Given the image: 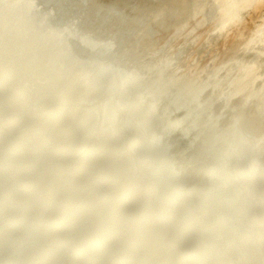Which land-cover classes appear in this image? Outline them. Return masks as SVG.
<instances>
[{"label":"bare ground","instance_id":"1","mask_svg":"<svg viewBox=\"0 0 264 264\" xmlns=\"http://www.w3.org/2000/svg\"><path fill=\"white\" fill-rule=\"evenodd\" d=\"M102 1L109 12L118 11L121 17L138 20L143 24H140L141 28L147 26L138 34L142 43L131 42L140 50L139 55L145 57H151L157 45L159 48L154 52L158 53L161 45L163 49L161 41L167 45L172 42L168 39L173 32L186 34L195 29L194 34L198 28L210 25L208 34L205 31L208 38L205 37V42L202 40L205 45L201 44L202 47L194 50L196 53L203 49L206 51L210 44L211 49L219 47L220 41L224 44L227 36L242 23L250 25L254 33L250 32L251 38L241 47L240 54L236 49L242 44L244 31L242 38L237 36L240 39L233 42V46L230 44L232 47L228 45L230 49L238 47L234 48L232 63L227 55L234 50L230 54L232 49L228 50L224 45L223 49L229 51L225 56V52L217 48L222 52L218 55L228 58L224 59L225 63H231L229 65L233 72L236 71L235 75L230 74L232 69L228 71L229 65L227 67L224 60L223 63L217 62L219 66L222 63L218 71L205 62L202 66L195 63L191 70V63L188 66L185 60L176 61L181 57L185 59L187 54L181 45L187 43L185 46H188L193 38L191 49H194V41L200 40L199 36L195 39L196 32L194 36L190 33L191 38L187 34L185 38L184 34L177 35L179 37L174 34L173 39L184 38L183 43L180 40L181 44L178 40L180 46L177 49L181 47L180 50L177 52L176 42H172L175 47L172 43L170 46L176 53L172 52L174 56L170 57L171 51L166 45L169 54L161 64V60L156 61L159 64H154L156 69L148 78L153 79L167 70L175 58L179 73L174 81L185 80L188 74L208 80L213 77L205 86L220 84L221 91L217 93L221 95L229 91L227 82L234 75L237 81L229 82L233 84L231 102L238 104L244 99L247 106L254 108L250 119L264 124V0ZM19 5L25 6L23 0H0V26L4 20L8 22L13 11L17 13ZM148 28L155 35L149 34ZM95 30L97 28L92 31L94 34L106 38ZM120 32H113L119 37L117 39L122 38ZM137 32V29L131 31L132 38ZM1 41L0 38V98L6 96L8 100H0V264H57L56 261L59 264H264V210L248 217L249 207L241 205L247 192L237 193L240 188L251 191L260 183L264 185V134L258 137L249 133L248 123L252 120H243V137H240L244 139L243 144L240 143L241 149L251 148L245 158L246 161L251 159L248 165L244 164L241 171L229 169V173L225 167L214 166V175L207 183L204 172L200 177L192 175L194 164L203 165L208 161V155L199 160L192 161L191 158L198 128L193 134L195 138L185 149L181 152L179 148L175 150L178 153L176 161L171 159L174 148L166 143L169 142L168 137H174L168 135L166 129L177 125L175 117L166 122L157 134L139 139L143 131L150 128L154 118L163 112L161 105L154 103L149 94L125 101L124 93H138L132 80L143 76L139 75V69H129L131 74L125 77L134 79H126L121 77L123 73L116 69V63L109 62V65H114L121 82L112 89L116 82L107 80L111 83L101 86L102 95L107 100L103 108L93 103L79 119L81 116L77 115L76 108L80 104L87 106L92 95L100 90L91 81L81 92L82 80L88 71H80L81 68L73 65L72 69V66L67 67L63 80L56 84L57 78L52 70H44L46 64L42 66L37 62V59H44L42 50L34 47L35 55L28 56L20 53L13 44ZM70 44L80 56L89 52L81 40L71 38ZM103 48L98 50V53L104 52L101 55L110 56L116 52L114 48ZM160 52L158 54L163 55V51L162 54ZM215 54L213 58L221 60L222 57H214ZM222 68L230 76L223 78L222 75L219 79V72H226ZM244 86L243 93L235 92ZM44 103L50 105L41 107ZM141 105H144L145 113L124 123L126 117L134 115L126 113ZM234 119H237L236 115ZM132 130L141 134L128 137L126 131ZM178 133H182L181 128ZM252 136H257L256 142ZM74 137L75 140L69 139ZM159 143L168 151V158L164 160H172L175 166L171 174L168 162L160 160L155 163L150 157V152L159 150ZM143 149L147 152L145 156ZM20 158H25L26 164L19 165ZM231 174L232 177L226 178ZM19 178L21 180L17 181ZM185 178L190 181L186 182ZM184 180L186 184L179 185ZM255 200L257 204L264 205V187ZM189 202L193 205L190 206ZM230 214H233V221L228 223ZM174 227L177 231L171 233ZM190 237H194L193 241L186 248L181 247L180 243ZM147 244L150 246L145 247Z\"/></svg>","mask_w":264,"mask_h":264},{"label":"water","instance_id":"2","mask_svg":"<svg viewBox=\"0 0 264 264\" xmlns=\"http://www.w3.org/2000/svg\"><path fill=\"white\" fill-rule=\"evenodd\" d=\"M23 2L25 6L20 7L19 5L17 13L13 11L10 14L8 22L4 20L2 26H0L1 42L13 44L20 50V53H27L28 56L35 55L36 50H34V47L42 50L44 59H37V62L42 66L46 64L43 68L44 70L45 68L52 70L57 78L56 84L61 82L66 75L64 70H67V67L72 65L76 68L78 67V69L81 68L80 71H88L87 75L82 80L81 92L85 91L87 84L91 81L96 83H111L110 81L107 82L108 79L105 74L107 67H111L108 69L111 72L108 73H111V75L115 73L116 69L108 65L111 61H114L118 65H122L121 67L123 70L121 69V72L123 73V77H125V75L127 76V73H125L129 71L127 69H139L141 71L139 75L143 76L141 78L139 77V81V78L135 80V85L137 86L136 92L138 93H124L125 101L128 102L133 100L134 97L138 99L141 98L143 94H149L154 103H159L163 110L162 114H158L154 118L153 123L151 122L150 128L147 131L144 130L145 132L143 131V135H141L139 139H143L144 136L147 137L157 134L161 131V127L165 126L166 122L175 117V119H177V121L175 120L177 125L173 128L171 127L169 130L166 129L168 135L174 136L168 137L169 142H166L174 148L171 159L175 160L177 158L178 153H175L176 149L179 148L178 151L181 152L180 150L185 149L187 145L192 142L191 139L194 137L193 134L196 128H198V134L196 137V144L193 148L194 154L191 156L192 161L195 159H202L203 156L208 155V161L205 164H194L196 167L192 171V175L195 177H200L204 172V180L209 183L214 175L212 172L214 166L219 165L223 168L225 167L228 169L226 173H229V169H238V171H241L244 164L248 165L251 159L249 158L246 161L245 158L249 156L251 148L248 150L241 149L240 143L243 144L242 140L244 139L240 137L244 129L243 120L246 121V119H248L247 122L249 121L253 116L254 108L252 106H247L244 99H241L238 104L231 103V97H229L231 90L219 95L217 92L221 91L219 90L220 84L213 83L206 88L205 85H207V81H211L213 77L208 80L204 79L205 77L202 76L196 78L195 75L188 74L185 80L181 78L177 82L174 81L173 79H175V76L179 73L176 70L178 66L176 61L179 62L178 58L176 61L175 58L171 60H174V62L170 61L171 64L168 65L167 70L154 76L153 79L148 78L156 69L154 66L155 61H150V57L140 56V50L131 43L135 42L134 44H138L140 40H142V37L138 34H140L141 30L146 29V25V27L141 28L140 24H143L138 20L136 22L126 16L121 17L122 14L118 11L114 13L109 12L107 10L108 6H106L102 0H23ZM94 28H97L106 38H102L96 33L94 34L92 32ZM133 29H137L138 32L134 34L132 38L130 33ZM97 30L95 31L97 32ZM114 31H121L119 36H122V38L117 39L118 36L116 37L113 33ZM20 32L21 36H19ZM71 38L81 40L90 53L88 52V54L84 56L78 55V51L70 44ZM140 43H142V41ZM101 47L114 48L113 51L116 52L110 56L101 55L104 53H98ZM133 49L134 52H132ZM166 53L168 54V51H166ZM64 64H66L65 68ZM73 66L70 67V69L74 68ZM60 71L62 72L58 74ZM214 76H216V74ZM230 81L232 82V78H230ZM120 82L121 79L116 80V83H114L111 88H115ZM245 89L246 86L235 92L240 94L243 93ZM102 94L96 92L91 98L94 101L102 100L104 99V95ZM117 94H119V92H117ZM23 96L25 98L26 93H24ZM2 99L6 100L4 97ZM105 101L107 102V100ZM52 103L53 101L51 104ZM196 103L198 105H196ZM46 104L47 103H44V105L41 104V107L50 105ZM200 105L203 106L200 107ZM138 108L139 107L133 108L126 113L130 115L134 113V118H132L133 116L126 117L127 119L124 123L138 118L145 113L144 105ZM235 115L237 119H234ZM190 118H192V120ZM250 122L248 123V129L251 130L250 132L248 131L250 134L258 135V137L264 134V124H262V122L253 120ZM180 128L182 133L179 134L178 129ZM126 134L128 137H132L131 135H140L141 133L138 132V130H132L126 131ZM255 137H253L255 139L253 142H256V139H258L257 136ZM69 139L75 140V137ZM151 145L153 146V144ZM160 145V143L157 145L159 146L158 151L149 153L150 157H152V160H155V163H159L160 160H162L163 163L168 162L167 167L171 174L175 171V166L173 162H171L172 160L170 162L169 160H164L165 157L168 158V151L165 148L166 146L162 147V145ZM142 152H144V156L147 154L144 149ZM24 159L25 158H20L18 164H26ZM18 164H15V166ZM130 164L131 163L128 165L130 166ZM98 165L99 163L97 166ZM107 168H110V166ZM230 177H232V174L228 175L226 178ZM260 177L262 176L260 175ZM19 180H21V178L17 181ZM183 184H186L185 181H182L179 185ZM263 187V183H260L251 191L241 188L237 191L239 194L244 193L243 191L247 192V196L241 201V205L244 204L249 207V211L247 212L248 217L251 215L256 216L262 209L264 210V205L260 203L257 204V200H255V198L260 195ZM188 204L190 206L193 205L191 202ZM241 205L240 207L242 208ZM134 209L135 208H133L132 211H134ZM132 214L133 212H131V215ZM135 214L136 211L134 212V215ZM232 221L233 214H230V218L227 222L230 223ZM176 231L175 227L170 230L171 233H175ZM193 239L194 237H190L182 241L180 243L181 247L186 248ZM147 246H150V244H147L145 247ZM51 250L54 255L53 247ZM56 263L59 264L58 261H56Z\"/></svg>","mask_w":264,"mask_h":264},{"label":"rangeland","instance_id":"3","mask_svg":"<svg viewBox=\"0 0 264 264\" xmlns=\"http://www.w3.org/2000/svg\"><path fill=\"white\" fill-rule=\"evenodd\" d=\"M244 24H245V25H244ZM247 26H248L249 28H248ZM204 27H205V28H204ZM204 27H201L200 29L198 28L199 31H197V30H198V29H197V30L195 31L194 34H193V32H194L195 29L192 30L193 32H190V33L193 34V36L196 34V32H197V34H198V33H199V34H200V33L202 34V35H201V34H200V35H197V34H196V36H195L196 38H195V39L197 40V39L199 38L200 40H198V41H194V42H195V45L193 44V45L195 46L194 49H193V47H192V49H191V46H192V45H191V42H193L194 38H193V40L191 39L192 41H190V44H189V42H188V46H187V45L185 46V44H187V43H184L183 45H181L182 47H183V46L185 47V51H186L185 54H187V55H185V56L183 55V56L185 57V59L182 60V59H181L182 57H181L179 62H182V61L184 62V60H185V64L188 65V66H189L190 63H191V65H190V66H191V67H190L191 70L193 69L195 63H196V65L199 63V66L205 65V63H207L208 65L211 66V69L213 68V69H216V70L218 71V70H219L218 68L221 67V64L223 63V60L227 58V57L225 58V56H226L225 54H226V52H227V54H228L229 51H227L226 49L229 48V46L232 47V46L234 45L233 42H234V43L237 42V41L240 39V38H239V39H237V38H238V37H241V38H242V35L244 34V35H243V38H242L241 41H240V43H242V44H240V48H238V47L236 46V47H233V49L231 48L232 50H231L230 48L228 49V50H231V51L229 52V53L231 54L232 51L234 50V48H235V49L238 48V50L236 49V51H237V52L239 51L238 53L240 54V49H241V47H242V46L244 47V45L246 44L245 42H248L249 38H251L252 33L250 34V32L252 31V32L254 33V31H253V29L251 28L250 25H246V23H242L241 25H239V27H237V28L235 29L236 31L233 30V31L228 35L229 37L227 36V38H228L229 40H228V39H225L226 41L224 40V44H222L223 41H220L221 43L219 42V47L217 46V44L215 45V46H217V48H218L220 51L223 50L222 52H225V53L223 54V55H225L224 58H223V55L220 56V55L222 54V52H219V50H218L216 47H215L214 49H211V48H210V45H211V44H210L209 46L207 45L206 49H207V48H209V49H207L206 51H204V49L202 50L203 52H202V51H201V52L197 51L196 53L198 54V52H199V54H200V55H199V54L197 55V54L194 52V50H198V49H199V46L202 47L203 45H205V43H203L202 40H204V42H205V41H206V40H205V39H206L205 37L208 38V35H206V33L208 34V31H209V30H207V29H208V27H211V26L208 25V26H204ZM203 28H204V29H203ZM209 29H210V28H209ZM149 30H150V28H148V33H149V34H150V33H151V34L153 33V35H155V32H153V30H152V32H149ZM203 30H204V31H203ZM248 30H249V31H248ZM205 31H206V33H205ZM243 31H244V33H243ZM202 32H203V33H202ZM236 32H238V33H240V34H238V33H236ZM177 33H178V32H177ZM190 33L187 32L186 34L190 36ZM204 33H205V35H204ZM242 33H243V34H242ZM247 33H248L249 35H248ZM145 34L147 35V30H146V33H145ZM145 34H144V35H145ZM170 34H171V33H170ZM170 34H169V35H170ZM174 34H175V32H173V33L171 34L172 37H169V39H168V38H167V39H168L169 41H172L174 44H175V42H176V51H177L178 49L180 50V48H181V47H180V48L177 49V46H178V47L180 46L178 43H179V41L181 40V39L179 40V38L176 39V37H179V36H177V35H182V34H184V35H183V37H184L186 34H185V33H182V34L179 33V34H177V35L175 34L176 37H175V39H173ZM231 34H232V36H231ZM169 35H168V36H169ZM171 35H170V36H171ZM240 35H241V36H240ZM151 36H152V35H151ZM189 36H188V37H189ZM198 36H199V37H198ZM233 36H234L235 38H234ZM237 36H238V37H237ZM157 37H158V36H157ZM183 37L181 36L180 38H183ZM197 37H198V38H197ZM200 37H202V38L204 37V38L201 39ZM231 37H232V38H231ZM154 38H155V36H154ZM184 38H185V37H184ZM184 38L182 39L183 41H184ZM186 38H187V36H186ZM190 38H191V36H190ZM190 38H189V39H190ZM263 38H264V36H263ZM152 39H153V38H152ZM156 39H157V38H156ZM170 39H171V40H170ZM235 39H237V40H235ZM245 39H246V40H245ZM173 40H174V41H173ZM178 40H179V41H178ZM182 40H181V41H182ZM207 40H208V39H207ZM231 40H233V41H231ZM242 40H243V41H242ZM166 41H167V40H166ZM181 41H180V44H181ZM183 41H182V43H183ZM187 41H188V39H187ZM187 41H186V39H185V42H187ZM172 42H170V43L168 42V45H167V42H166V44H164V43L161 41L160 44H163V49L161 48V47H162V45H161L160 49H162V50L159 49V52H160V51H161V52L163 51V55H159V54H158L159 52L157 53V51L154 52L155 50H157V49L159 48L158 45H157V47H156L157 49L154 48L155 50L152 51V53L150 54V56H151L150 58H152V60H153V58L155 57V55H156V56L159 55V56H157V57H159V58H157V57L154 58L155 65H158L159 63L161 64V63L163 62L162 60L166 58V56H167V55H166V54H167V53H166V49H167L168 47H169V51H171V52H170V57H172V56L175 55V53H176L175 50H174L175 48L173 49V47H175V46H174V44H173ZM227 42H228V44H227ZM229 42H230V43H229ZM171 43L173 44V45H172L173 47L170 46ZM196 43H199L200 45H198V44H196ZM243 43H244V44H243ZM201 44H203V45L201 46ZM220 44H221V45H220ZM230 44H232V46H231ZM166 45L168 46L167 48H166ZM189 45H190V46H189ZM196 45H197L198 47H197ZM224 45H225L226 49H223ZM226 45H227V46H226ZM228 45H229V46H228ZM236 45H239V42H238V44H236ZM159 46H160V45H159ZM164 47H165V48H164ZM184 47H183V49H184ZM196 47H197V48H196ZM220 47H221V48H220ZM243 47H242V48H243ZM105 48H108V47H105ZM187 48H189V49H187ZM172 49H173V51H172ZM186 49H187L188 51H187ZM215 49H217V52H216ZM221 49H222V50H221ZM208 50H209V51H208ZM210 50H211V51H210ZM167 51H168V49H167ZM169 51H168V52H169ZM191 51H192V52H191ZM213 51H215V53H216L217 55H216L215 53H212ZM161 52H160V53H161ZM172 52H173V53H172ZM174 52H175V53H174ZM177 52H178V51H177ZM187 52H188V53H187ZM208 52H209V54H208L207 56H208V58L211 57L210 60L207 59V56H206V55H204V53L207 54ZM210 52H211V53H210ZM155 53H156V54H155ZM164 53H166V54L164 55ZM171 53L174 54V55H172ZM191 53H192V54H191ZM234 53H235V50H234V52L231 54L232 56H231V55H227V56H229V59H230L231 63H232L233 60H234V58L231 59V57L235 56ZM152 54H153L154 56H153ZM161 54H162V53H161ZM168 54H169V53H168ZM190 54H191V55H190ZM194 54H196V55L194 56ZM214 54H215L214 57H217V56H220V58L222 57L221 60L218 59L219 57H217V58L214 59V58H213V55H214ZM218 54H220V55H218ZM171 55H172V56H171ZM202 55H204V57H203ZM210 55H211V56H210ZM152 56H153V57H152ZM160 56L162 57V59H161ZM196 56H197V58H196ZM199 56H200V57H199ZM236 56H238L237 53H236ZM170 57H169V55H168V58H170ZM184 57H183V58H184ZM190 57H191V58H190ZM198 57H199V58H198ZM238 57H239V56H238ZM147 58H148V57H147ZM150 58H149V59H150ZM168 58H167V59H168ZM189 58H190V59H189ZM195 58H196V59H195ZM204 58H205V59H204ZM186 59H187V62H186ZM197 59H199V61H198ZM227 59H228V58H227ZM227 59H226V60H227ZM235 59H237V58L235 57ZM159 60H161V62H160ZM189 60H190V62H189ZM192 60H193V62H194V61H195V62L193 63ZM196 60H197V61H196ZM206 60H207V61H206ZM211 60H212V61H211ZM213 60H215V61L217 60L215 64H214L215 61H213ZM156 61H159V63H157ZM166 61H167V60H166ZM200 61H201V62H200ZM218 61H219V62H220V61L222 62V63L220 64V66L217 65V64L219 63ZM230 61H227V62H230ZM164 62H165V61H164ZM188 62H189V64H188ZM197 62H198V63H197ZM203 62H205V63L203 64ZM209 62H210L211 64H210ZM217 62H218V63H217ZM225 62H226V61L224 60V63H225ZM156 63H157V64H156ZM200 63H202V64H200ZM212 63H213L214 65H212ZM231 63H229V64L231 65ZM114 64H115V63H114ZM229 64L225 63V65H226L227 67H228ZM108 65H109V64H108ZM192 65H193V66H192ZM225 65H223L224 68H226ZM230 65H229V67H228V69H229L228 71H230V70L232 69V67H231ZM109 66H113V67H114L113 64H110ZM121 66H122V65H116V64H115V67H117V68H116L117 70H118V69H120V70L122 69V70H123V68H122ZM188 66H187V67H188ZM206 66H207V65H206ZM213 66H214L215 68H214ZM115 67H114V68H115ZM118 67H119V68H118ZM187 67H186V69H187ZM230 67H231V68H230ZM107 68L109 69L110 67H107ZM124 70H125V69H124ZM127 70H129V69H127ZM220 70H221V68H220ZM222 70L226 71V69H223V68H222ZM233 70H234V69L231 70L232 72H230V74L233 73V74L235 75V74H236V71L233 72ZM106 71H107V72H105V74H106L108 80L110 79V80L116 82V80L120 79V77H119V75H117V73H115V75H113V74L111 75V73H108V72H111L110 70H107V69H106ZM228 71H226L228 74H226V72H225V74H224V72H223V73H222V72H219V73L221 74V76H220V74H219V76H218V77H221V78H219V79H222V75H224L223 78L225 77V75H229V72H228ZM127 72H128V71H127ZM127 72H126V73H127ZM129 73H130V70H129V72H128L127 74H129ZM130 74H131V73H130ZM234 75H233V76H234ZM128 76H129V75H128ZM229 76H230V75H229ZM229 76H227L226 78H228ZM233 76L231 75V77H229V78H232V81H233V79L236 80V79H235L236 76H234V78H233ZM116 77H117V78H116ZM121 77H123V75H122ZM123 78H126V77H123ZM123 78H122V79H123ZM127 78H128V77H127ZM127 78H126V79H127ZM129 78H131V79L133 78V79H134V77H129ZM129 78H128V79H129ZM135 79H137V78H135ZM223 80H224V79H223ZM128 81H129V80H128ZM138 81H139V79H138ZM225 81L227 82L226 79H225ZM228 81H229L230 83H235L237 80L234 81V82H231L230 79H229ZM132 82H133L134 84H136V81H135V80H134V81L132 80ZM229 82H227V83H228V86H229L231 89H230L229 87H228V89H229V90H232V87H231V86H233V84H229ZM95 85H96V87H99V88H100L99 92L102 94V90H101V89L105 86V83H101V82L96 83V82H95ZM98 85H99V86H98ZM101 86H103V87H101ZM228 89H227V90H228ZM232 92H233V90L231 91V93H230L229 96L232 97V99H233V95H232L233 93H232ZM231 95H232V96H231ZM3 97L6 98V100H3V99H2ZM104 99H105V97H104ZM104 99H102L101 101L98 100V101L96 102V100L94 101V100H92V98H91V99L88 100V103H89V104H88L87 106H86L85 104H84V105H83V104H82V105L80 104L79 107L76 108V110H77V115L79 114L78 116H81V117H79V119L82 118V115H84V114L86 113V111L88 110V108H89L93 103H95V104H97V105L99 104V106L102 105L101 108H103V105H104L105 102H106V101H105L106 99H105V100H104ZM0 100L3 101V102H5V101L7 102L8 98H7L6 96H1ZM231 101H232V100H231V98H230V102H231ZM102 102H103V103H102ZM231 103H232V102H231ZM72 105H73V104H72ZM6 116H9V115H6ZM79 119H76V121H78ZM76 121H75V122H76ZM76 123L82 124L81 122H76ZM87 125H88V124H87ZM78 141H79V140H78ZM69 168H70V166H67V169H69ZM191 178H192V177H191ZM185 179H186V182L190 181V179H189V180H188L187 178H185ZM192 179H193V178H192ZM184 181H185V180H184Z\"/></svg>","mask_w":264,"mask_h":264}]
</instances>
